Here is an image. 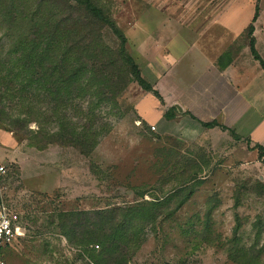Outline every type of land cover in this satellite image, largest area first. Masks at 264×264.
<instances>
[{
    "label": "rangeland",
    "instance_id": "rangeland-1",
    "mask_svg": "<svg viewBox=\"0 0 264 264\" xmlns=\"http://www.w3.org/2000/svg\"><path fill=\"white\" fill-rule=\"evenodd\" d=\"M92 1L125 34L128 51L163 100L136 80L119 87L107 61L109 53L117 54L120 38L83 0H18L12 10L0 4V61L12 63L28 23L50 21L52 38L69 33L59 36L61 51L67 40L77 62L57 64L64 72L55 73L56 82L64 81V104L49 91L54 70L48 68L26 100L12 97L7 82L0 84L6 93L0 165L7 169L0 177V204L16 210L25 229L5 250V264H95L86 246L63 234L59 213L154 199L162 201L158 218L138 234L127 264H248L256 251L264 264V156L248 136L206 127L189 112L183 124L198 128L181 130L176 106L164 100L174 95L166 71L175 69L187 42L213 20L248 25L258 6L254 33L264 49V0ZM248 43L246 27L236 47ZM194 57L192 51L179 62L189 78ZM78 69L79 78L70 83ZM209 211L211 227L204 232Z\"/></svg>",
    "mask_w": 264,
    "mask_h": 264
},
{
    "label": "trees",
    "instance_id": "trees-1",
    "mask_svg": "<svg viewBox=\"0 0 264 264\" xmlns=\"http://www.w3.org/2000/svg\"><path fill=\"white\" fill-rule=\"evenodd\" d=\"M0 2L2 6L9 5L12 10L16 6L14 3H18V0H9L10 4H8L6 0H0ZM83 2L92 16L112 26L120 38V46L117 54L114 56L109 53V60L107 61L113 69L112 71L116 74L117 78L115 80L119 84V87L122 88L123 86L124 89L129 82L136 80L145 90L154 92L160 100H163L160 92L142 75L139 64L127 49V38L122 30L118 28L92 0H83ZM2 10L6 16L8 12L3 8ZM258 11L257 6L252 22L247 28L251 52L254 57L259 60L264 69V59L256 49V39L254 37V23L257 20ZM52 23L48 21L47 23H43L41 27L35 24V26H33V24L28 23V25L23 28L24 34L22 40H19V42L15 44L14 52L17 56L11 61L12 63L7 66L9 62L5 63L4 61H0V73L5 70V73H7L0 77V84L2 86L5 85V82L10 84L9 89L11 88L12 94L10 95L12 97L18 96V98L22 97L23 100H26L34 96L29 88L34 81L42 85L43 80H46L48 77V75L44 74V70L48 68L49 70H54L52 81L48 84L49 91L57 101L64 104V81L62 82L61 80L60 82H56L55 73L58 75L64 73L59 71V66H66L68 62L70 64H75L77 62L68 51V48L71 49V47L68 45L67 40H65L66 51H61L63 47L60 44L62 40L59 36L66 37L67 31L63 30V33L56 35L55 38L50 36ZM56 30L57 28H55L54 24L53 31ZM72 45L74 46L75 44ZM54 56L56 60H53ZM87 60H91L92 62L94 60V55L89 56ZM53 62L55 63L53 64ZM218 62L223 67L230 64L232 62V49L225 51L219 57ZM80 70L81 69H78L74 73H71L67 78L70 83L79 78ZM27 74L28 76H26ZM6 77H9L10 80H6ZM16 84L20 87L18 91L15 88ZM5 96V91L2 93L0 90V105ZM31 103V101H28V105ZM199 121L209 128L221 126L230 129L226 125L220 124L215 119L211 121ZM253 149H258L259 155L261 157L264 156V146L262 144L256 143ZM192 193L193 191H191L187 197ZM187 197H185L180 204L185 202ZM161 202V200L154 199L145 203L110 209L61 211L58 216V221H60V223L63 222L62 225H60V229L63 230V234L67 239H70L71 242H78V244L86 246V251L93 257V262L95 264H127V258L132 254V244L138 242V234L143 232L142 230L147 223L155 221L156 218H158L157 216L160 211L157 207L162 204ZM210 213L211 211H209L206 216L205 229L207 231L204 229V232H209V228L211 227L209 223ZM95 245H98V248L102 246L101 250L98 251L95 249ZM256 252L255 256L250 257L252 263L247 261L248 264L260 263V251ZM247 253L250 254V250Z\"/></svg>",
    "mask_w": 264,
    "mask_h": 264
},
{
    "label": "crops",
    "instance_id": "crops-1",
    "mask_svg": "<svg viewBox=\"0 0 264 264\" xmlns=\"http://www.w3.org/2000/svg\"><path fill=\"white\" fill-rule=\"evenodd\" d=\"M235 22L217 18L187 42L177 57L175 69L166 71L165 77L170 78L174 95L171 100H164L176 106L183 131L198 128L194 123L183 124L186 120L183 113L189 112L198 121L215 119L235 129L237 134L248 136L252 144L264 146V69L252 54L249 43L243 50L236 47L239 36L249 24L241 26ZM254 37L256 49L264 59L258 34L254 33ZM228 49H232V62L223 67L218 60ZM192 51L195 57L193 65L188 67L191 68L189 78V70L187 72L179 62Z\"/></svg>",
    "mask_w": 264,
    "mask_h": 264
},
{
    "label": "built area",
    "instance_id": "built-area-1",
    "mask_svg": "<svg viewBox=\"0 0 264 264\" xmlns=\"http://www.w3.org/2000/svg\"><path fill=\"white\" fill-rule=\"evenodd\" d=\"M155 128V126H153ZM6 166L0 165V177L6 173ZM25 235L20 214L7 202L0 204V264H5L4 252ZM98 246V245H97Z\"/></svg>",
    "mask_w": 264,
    "mask_h": 264
},
{
    "label": "water",
    "instance_id": "water-1",
    "mask_svg": "<svg viewBox=\"0 0 264 264\" xmlns=\"http://www.w3.org/2000/svg\"><path fill=\"white\" fill-rule=\"evenodd\" d=\"M179 107V109H180V106H178Z\"/></svg>",
    "mask_w": 264,
    "mask_h": 264
}]
</instances>
